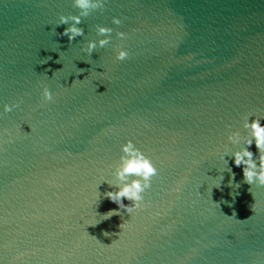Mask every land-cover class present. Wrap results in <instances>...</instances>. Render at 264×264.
<instances>
[{"label": "water", "instance_id": "95a60500", "mask_svg": "<svg viewBox=\"0 0 264 264\" xmlns=\"http://www.w3.org/2000/svg\"><path fill=\"white\" fill-rule=\"evenodd\" d=\"M81 11L0 0V112L19 104L0 115L13 138L0 144V264H264V186L221 158L243 146L230 132L250 135L246 116L264 120V0H105L83 36L57 35ZM101 24L112 39L89 54ZM129 138L159 168L144 207L88 225L119 208L100 183Z\"/></svg>", "mask_w": 264, "mask_h": 264}, {"label": "clouds", "instance_id": "9594fccd", "mask_svg": "<svg viewBox=\"0 0 264 264\" xmlns=\"http://www.w3.org/2000/svg\"><path fill=\"white\" fill-rule=\"evenodd\" d=\"M74 3L76 7L82 10L81 13L61 15L58 23V25H68L64 28L63 33H57V35L67 36L69 42L75 40L77 36L84 35V29L79 26L82 22V17L87 16L89 10L103 8L105 0H74ZM112 23L120 25L122 20L119 16H114L112 18ZM113 31V27L104 24L99 25L97 32L98 35L103 38L98 41L95 39L89 40L85 51L91 54L98 46L103 48L108 45L112 39L110 34ZM117 35L123 39L127 36V33L119 31ZM128 56L129 51L127 48L122 46L118 47V51L116 53L117 60H125ZM45 62L46 60L44 63ZM79 71L84 70L79 69ZM42 97L45 101H51L53 99V91L50 87L44 86ZM17 107H19L18 103H5L3 105V111L0 112V115H2L3 112H12ZM252 117L253 116H246L243 122V128L250 129V135L242 138L240 131L238 130L228 134V141H230L232 145H239L241 140H243V146L238 147L235 151H232L230 145H226L224 151L221 153V158L228 163L225 157L231 155L234 164L237 167L242 166L243 168L244 182L249 185L264 186V120H262L259 116H255L254 119ZM6 131L8 130L5 129L0 131V144H3L4 142H12V137H10L8 141H4V132ZM253 143H255L257 149L256 153L251 150ZM257 160L259 163H257ZM227 171L231 174L229 185H234L237 189L240 188V183L235 182L236 174L232 171V168L228 167ZM158 174L159 168L153 158L138 147L134 139H127V141L121 145V155L119 157V161L114 166L112 178H104L100 183L102 184L107 182L110 186H115V190L106 191L103 195L112 202L116 203L119 208L109 210L101 216L102 219L89 222L88 225L96 226L102 220L110 219L113 215L119 214L120 209H124L127 213L131 214L134 210L144 207L143 202L145 199V193L151 188L153 177ZM222 180L223 176L221 175L219 176V180L215 186L219 187ZM99 185L97 187H99ZM251 189L252 188H250L249 191H252ZM236 194L238 193H233V195ZM125 199H127L130 203L125 204ZM252 207L255 210L254 204ZM123 226L124 223L120 225L121 229H123ZM103 234L105 236L112 235V233L108 231H104Z\"/></svg>", "mask_w": 264, "mask_h": 264}]
</instances>
